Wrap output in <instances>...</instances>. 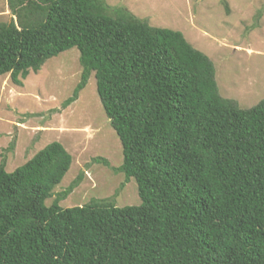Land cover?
<instances>
[{"label":"trees","instance_id":"16d2710c","mask_svg":"<svg viewBox=\"0 0 264 264\" xmlns=\"http://www.w3.org/2000/svg\"><path fill=\"white\" fill-rule=\"evenodd\" d=\"M7 3L17 16L0 23V76L22 84L76 47L80 81L63 103L94 72L122 146L115 171L135 179L141 203L62 207L79 178L48 205L71 166L65 146L52 141L11 171L3 152L0 264H264V98L241 108L223 97L207 54L125 6Z\"/></svg>","mask_w":264,"mask_h":264},{"label":"rangeland","instance_id":"374dc122","mask_svg":"<svg viewBox=\"0 0 264 264\" xmlns=\"http://www.w3.org/2000/svg\"><path fill=\"white\" fill-rule=\"evenodd\" d=\"M106 1L129 8L151 26L181 31L213 61L223 97L241 108L264 98V0ZM8 7L7 0H0V23L16 22L15 10ZM81 72L79 51L72 47L47 59L39 70H29L22 84L9 73L0 76V160L6 153V169L11 171L48 143L59 141L72 162L48 205L79 178L59 201L62 207L92 199L137 205L141 199L135 179L124 184V173L115 171L123 160L122 146L100 103L94 72L77 99L63 103ZM11 143L13 148L4 151ZM99 158H105L108 166Z\"/></svg>","mask_w":264,"mask_h":264},{"label":"clouds","instance_id":"9594fccd","mask_svg":"<svg viewBox=\"0 0 264 264\" xmlns=\"http://www.w3.org/2000/svg\"><path fill=\"white\" fill-rule=\"evenodd\" d=\"M76 85H77V84H76ZM85 86H86V85H85ZM85 86H84V87H85ZM84 87H83V88H84ZM83 88H82V89H83ZM130 179H131V178H130Z\"/></svg>","mask_w":264,"mask_h":264}]
</instances>
